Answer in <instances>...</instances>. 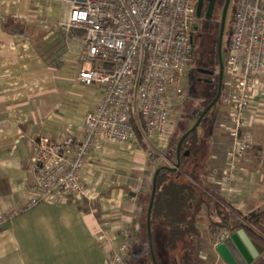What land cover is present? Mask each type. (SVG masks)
Listing matches in <instances>:
<instances>
[{
    "label": "crops",
    "instance_id": "obj_1",
    "mask_svg": "<svg viewBox=\"0 0 264 264\" xmlns=\"http://www.w3.org/2000/svg\"><path fill=\"white\" fill-rule=\"evenodd\" d=\"M70 10V4L64 0H0V214L19 207L32 195V157L38 139L42 136L60 139L78 133L83 126L82 118L78 117L95 106V96L90 94L98 96L99 90L94 92L78 83L73 73L60 72L66 69V62L79 58L85 47L83 31H67L60 26L69 18ZM257 77L243 127L251 133L253 148L239 154L228 127L225 125L226 132L220 130L224 129L222 116L226 115V108L230 119L232 113L223 101L212 120L217 127L216 134L205 133L210 143L201 153L206 168L210 167V178L205 183L209 182L217 200L230 205L244 218L264 210V165L261 163L264 75ZM75 85L88 93L79 107L69 100ZM196 140L200 145L202 140L198 135ZM170 146L161 149L163 153H159L152 167L137 165L145 169L135 172L143 179L129 193L131 201L122 199L103 211L97 202L91 205L74 194L65 193L0 225V264H105L111 249L126 240L130 222L140 223L145 207L143 200L151 189L157 166L173 167L177 163V157L168 156ZM113 147H107L104 153L96 152L85 173L98 168L116 170L120 165L113 159L117 152ZM179 169L182 170V164ZM195 170L189 166V171H182L194 174ZM124 178L121 186L125 188L129 182ZM226 178H230V183L226 184ZM215 217L213 209L206 208L198 220L202 237L195 246L196 264H232L218 249L232 234L224 231L213 236L210 221ZM100 222L110 224L108 241L100 234ZM138 234L132 235L130 254L144 244L142 234ZM253 264H264V251Z\"/></svg>",
    "mask_w": 264,
    "mask_h": 264
},
{
    "label": "built area",
    "instance_id": "obj_2",
    "mask_svg": "<svg viewBox=\"0 0 264 264\" xmlns=\"http://www.w3.org/2000/svg\"><path fill=\"white\" fill-rule=\"evenodd\" d=\"M64 1L71 10L68 23L60 26L85 33L78 80L99 90L97 100L86 113L80 134L38 139L33 156L34 194L2 213L0 225L42 201L88 192L86 167L93 151L101 152L104 139L130 142L138 135V127L139 146H146L148 156H157V147L164 145L170 133L171 96L181 90L185 69L193 59L195 0ZM228 48L230 91L223 100L232 109L235 130L231 134L240 154L236 144L244 149L242 142L251 139L249 133L241 134L245 114L254 98L257 76L264 75V0H237ZM224 180L230 183V178ZM103 224L102 233L109 232L110 224ZM131 226L126 240L111 249L105 264L129 261L130 240L140 230L137 223Z\"/></svg>",
    "mask_w": 264,
    "mask_h": 264
},
{
    "label": "rangeland",
    "instance_id": "obj_3",
    "mask_svg": "<svg viewBox=\"0 0 264 264\" xmlns=\"http://www.w3.org/2000/svg\"><path fill=\"white\" fill-rule=\"evenodd\" d=\"M236 3H237V0H231L230 5H229L227 21H226V35H225V39H224L223 47H222V58H223V61L225 62L226 68L229 64V58H230V51L228 48L227 39H228L229 34L231 32V29H232L233 13H234V8L236 6ZM194 5L196 7V0L194 1ZM195 20H196V18H195ZM195 20H194V23H195ZM64 23L67 24L68 21L67 20L63 21L62 24H64ZM84 49H85V47H84ZM214 49H215V47H214ZM82 52H81V54H82ZM200 53H201V51H198L195 58L193 55V59H192L191 64L186 67V69H185V74H186L185 80L183 82V85L181 86V90L175 92V94H173L171 96V99L173 102V107H172L173 109H172L170 129H169L170 133L168 134L167 141H164V145L159 144V146H158L157 150L159 151L160 154L163 153L161 149L169 147L172 144V140L177 141V139L180 137V135L183 132L189 130L196 123L199 115H201V113L211 104V102L217 96V93H218L217 82H219L218 76L214 75L213 77H209L206 74L198 72L199 68H204V69L207 68L209 70L216 71L213 68H215L217 66V58L215 57V55H212V54L208 55L207 54L206 59L202 63V66H199L196 57H198ZM81 54H80L79 58H76V59L74 58L73 61L66 62V64H65L66 69L60 71L61 73H73L75 75V80L78 81V83H80V81L78 80V73L80 70L79 64H80ZM194 59H195V62H194ZM200 74L206 75L209 80L213 81V83H208L206 80L207 78H205V77L201 78L199 76ZM229 79H230V75H229V73L226 72V74H225L226 88H225V93H224L226 95H227V93H229L228 91L230 90ZM91 90L94 91V89H91ZM72 91H73V97H71L69 100L72 102V104L75 107H79L82 103V99L83 100L86 99V96L88 95V93L83 91L81 89V87H79L77 85H75L73 87ZM90 95L93 97L95 96V98L93 100L96 102L97 96L93 95V94H90ZM223 98L220 101L218 108L221 107V103L224 101ZM217 109L216 108L213 109V111L207 116L204 123L199 128L198 137H199L200 141L201 140L202 141H201V144L199 145V148H201V150L199 149L200 153H197L198 157H194V159H192L191 161L189 160L187 162V164L184 163L182 165V170H184V171H189V166H193V168L196 169L194 171V175L198 179H200L199 180L200 182L204 181V183H205V181L209 180V178H210V173H209L210 167L208 165V167L206 168L207 164L203 162L204 158H203V156H201L202 155L201 153H202V150L207 148L209 146V143H210V139H206L205 135L210 134V133L216 134L217 127H215V122L213 124L212 120H213L214 114L217 111ZM226 109H227L225 111L226 115L222 116V117H224L222 119L224 122L223 123L224 129H220V130H224L226 132V126H227L228 131L230 133H232L231 130L234 131L235 126L233 125V123H232V121L228 115L229 114L228 108H226ZM75 110H78V108H76ZM85 116H86V114L78 117L79 120L82 118L83 126L78 133L74 132L73 134H80L81 133V131L84 127ZM243 127H244V125H243ZM136 129L138 132L139 128L136 127ZM244 130L245 129L243 128L241 134L249 133L251 139L249 141L247 139L248 142H242L244 149H241V146H238L236 144V148H238L240 150V154H246L254 146V144H253L254 141L252 139L251 133L248 131L246 132ZM202 135L204 136L203 139H202ZM141 136H142V134H141ZM144 136H145V129H143V138H144ZM141 140H142V138H139V134L138 135L135 134V138L130 142L115 143V142L109 141L108 139H104L101 151L104 153L107 147L109 148V147L115 146L113 148L115 150H117V152H116V154H114L113 159L117 161V163L120 165L118 167H120V168L117 167L116 170H108L105 168L104 169L98 168V169H93V172H91V173H89V172L85 173V180H86L85 185H86V189L88 188V190H87L88 192H85V194L80 196V198L85 200L86 203L87 202L90 203L91 205L94 204L95 202L99 203L101 205L103 211L104 210L107 211V209H109L112 204H114L116 206V204L118 202H120L122 199H125V200L128 199L131 201V197H130L129 193H133L135 191V188L138 186L139 181L141 179H143V176L141 177L140 174L136 175L135 172H137V173L143 172L145 168H142L141 166H145L146 168L152 167L153 162L158 161V157H159V153L156 154L157 156H155V157L148 156L146 154L147 151H145L146 149L144 148V146H142V147L139 146L140 143H142ZM95 152H97V151L94 150L93 153H95ZM137 153H139V154H137ZM168 156H169V158L171 157V158L176 159V156H174V150L171 147L169 148ZM126 162H128L130 165ZM262 162L264 165V158L263 157L261 158V163ZM32 163H33V157H32ZM140 164H142V165L140 167L138 166L139 169L134 170V169H137L138 168L137 165H140ZM253 164L256 165V163H252L251 165H253ZM172 166H173V164H172ZM113 167H115V166H113ZM31 175L32 176L34 175L33 172ZM124 177L128 178V182H129L128 184H125L126 185L125 188L121 186L123 184V182L126 180ZM132 178H134L136 180H132ZM33 180H34V176H33ZM206 184H209V182H206ZM119 187H122L123 189L117 190V188H119ZM33 189H34V187H33ZM33 189H32V195L34 194ZM120 193H123V195ZM149 193H150V191H149ZM149 193L147 195H149ZM146 199L148 200V196L146 197ZM146 199L143 200L144 206H145V204H147ZM41 203H39V204H41ZM109 213H114V212L110 211ZM102 214H107V213H102ZM143 214H144V212L142 213V217H143ZM112 219H113V216L111 217V220ZM112 222H113V224H115L114 221H112ZM100 223H101V225H104L103 224L104 222L103 223L100 222ZM116 223L118 224V222H116ZM133 223H135V222L134 221L130 222V226H127L128 228L126 227V229L130 230V228H132L131 225ZM137 224H139V222H137ZM117 226L120 229H123L121 225H117ZM118 227H117V230L119 229ZM205 232H206V229L203 227V233H205ZM143 233H142V238L144 239V244L136 248L137 252L139 251L138 252L139 254H137V253L133 254L132 257L134 260L131 259L130 262H132V261L136 262L137 261V264H149V261H150V255L148 253L149 243H148V239L146 236V232L143 231ZM100 234L102 235L103 238H110L111 237V235L108 231H106L105 233H102V228L100 229ZM153 240H154V252H155V256H156V260L158 261L157 262L158 264H181L180 263V256L178 254L171 253L166 248V244L168 241V232L163 226L158 225L154 228ZM122 241L117 246H119L121 243L124 242V241L123 242ZM150 264H155V263L154 262L152 263L150 261Z\"/></svg>",
    "mask_w": 264,
    "mask_h": 264
},
{
    "label": "trees",
    "instance_id": "obj_4",
    "mask_svg": "<svg viewBox=\"0 0 264 264\" xmlns=\"http://www.w3.org/2000/svg\"><path fill=\"white\" fill-rule=\"evenodd\" d=\"M196 21H198L197 17ZM219 32L220 31L218 30L217 34H219ZM195 41L197 45L194 52V58L197 55V52L201 51L199 56L196 58L199 66H202V63L206 59L207 54L209 55L211 53V51L214 49V46L217 50V43L213 44L212 41V43L208 45V42L206 43L204 40H201V37H199V39H195ZM216 58L217 66L213 69L216 70L215 75H217L219 78L220 63L218 55ZM199 76L201 78H207V76L203 74H200ZM218 84L219 82H217V91ZM225 88L226 85L224 78L221 99L208 112L201 125L204 123L205 119L213 111V109L218 108V105L223 98V94L225 93ZM200 116L201 115H199V117ZM199 117L197 121L199 120ZM199 128L192 132L182 145V165L184 163L187 164V162L194 159V157H198L197 153L199 149L201 150V148H199L198 140H196ZM187 131L183 132L177 139V141L172 140V144L170 147L173 148L174 156L176 157L179 141ZM138 134L139 138H142L140 131H138ZM144 148H146V146H144ZM188 152L190 153L187 154ZM163 167L164 165L160 164L156 168L154 173L155 176L156 172L160 169L157 178V192L152 210L151 225L152 230H154V228L158 225L163 226L167 230L168 241L166 244V248L171 253L178 254L180 256L181 264H196L197 253L195 246L197 241L202 237V231L198 226V220L201 217L202 212L206 208L213 209L214 215H216V217L214 219L211 218L210 221V230L213 236H217L224 231L233 234L240 229H245V231L251 238L256 240L264 247V210L248 218H244L239 213H237L230 205L226 206L222 202L217 200L215 198L216 195L214 191H211L212 187L210 186V184H203L193 173H187L182 171L181 169L173 171ZM152 192L153 183L150 189V193L149 195H147L148 200L146 199L147 204H145L144 214L143 217H141L139 223L140 230L138 234L140 236L143 231H145L148 243V210L151 202ZM135 253L139 254L137 250L134 251V249L131 251V254L129 253L130 259L127 264H137V261L130 262L131 259L134 260L132 256ZM148 253L150 255V261L153 263L154 261L150 244L148 247Z\"/></svg>",
    "mask_w": 264,
    "mask_h": 264
},
{
    "label": "water",
    "instance_id": "obj_5",
    "mask_svg": "<svg viewBox=\"0 0 264 264\" xmlns=\"http://www.w3.org/2000/svg\"><path fill=\"white\" fill-rule=\"evenodd\" d=\"M231 0H227L224 15H223V23H222V31L220 33L219 37V44H218V55H219V62H220V75H219V84H218V93L216 98L211 102V104L203 111L201 116L199 117V120L197 123L189 129L181 138L178 144L177 149V163L171 166H164L163 168L170 169L173 171H177L182 164L181 160V150L182 145L184 141L187 139V137L198 129V127L201 125L202 121L204 120L205 116L208 114V112L213 108V106L221 99L222 96V89H223V83L225 78V63L222 58V47H223V41H224V33H225V26H226V18H227V12L230 5ZM202 0H199V2L196 5L197 10V18L201 17V11H202ZM213 5V4H212ZM212 5L209 9V14L211 12ZM199 28L194 27V31H197ZM195 39V35H194ZM199 73H203L209 76H214L215 71L209 70V69H198ZM189 154V153H187ZM160 169L156 172L153 180V192L151 197V202L149 205L148 210V233H149V244L151 248V253L153 256V261L155 264L157 263L155 252H154V240H153V231H152V225H151V219H152V210L154 206V201L156 197L157 192V178L159 175ZM220 253L223 255L226 261L232 263V264H253L254 261L259 259V256L264 251V247L258 243L256 240L251 238L245 229H240L236 233L228 236L224 243L219 245L218 247Z\"/></svg>",
    "mask_w": 264,
    "mask_h": 264
},
{
    "label": "flooded vegetation",
    "instance_id": "obj_6",
    "mask_svg": "<svg viewBox=\"0 0 264 264\" xmlns=\"http://www.w3.org/2000/svg\"><path fill=\"white\" fill-rule=\"evenodd\" d=\"M198 2L199 0H196V5ZM226 3H227V0H202L201 17L197 18L198 21L195 20V23H194V27L199 28L197 31H194L195 39H199V37H201V40H204L206 43L208 42L207 43L208 45H210L212 41H213V44L217 43V50L213 49L210 53V55L211 54L215 55V57H217L218 55L219 37L222 31L223 15H224ZM211 5H212V8H211L212 10L209 14V9ZM228 11H229V8H228ZM227 16H228V12H227ZM196 17H197V10L195 11V18ZM226 21H227V18H226ZM218 30L220 31L219 34H217ZM225 35H226V26H225L224 39H225ZM227 44H228V39H227ZM225 70H226V66H225ZM209 77H213V76H209ZM206 80L208 83H213V81L209 80L208 77Z\"/></svg>",
    "mask_w": 264,
    "mask_h": 264
},
{
    "label": "bare ground",
    "instance_id": "obj_7",
    "mask_svg": "<svg viewBox=\"0 0 264 264\" xmlns=\"http://www.w3.org/2000/svg\"><path fill=\"white\" fill-rule=\"evenodd\" d=\"M196 45H197V44H196V41H195V48H196ZM194 52H195V50H194ZM219 63H220V62H219ZM224 63H225V62H224ZM225 66H226V65H225ZM255 214H256V213H255Z\"/></svg>",
    "mask_w": 264,
    "mask_h": 264
}]
</instances>
